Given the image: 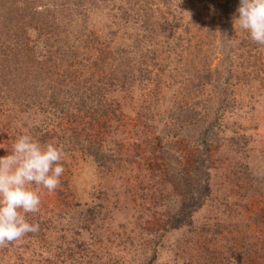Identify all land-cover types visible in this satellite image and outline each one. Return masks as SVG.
<instances>
[{
    "label": "rangeland",
    "instance_id": "rangeland-1",
    "mask_svg": "<svg viewBox=\"0 0 264 264\" xmlns=\"http://www.w3.org/2000/svg\"><path fill=\"white\" fill-rule=\"evenodd\" d=\"M222 3L103 0L89 7L88 26L114 44H132L137 25L151 31L160 25L153 32L156 48L192 37L177 48L211 52L214 68L218 44L209 50L203 38L185 30L213 28L205 39H218ZM240 34L244 31L234 32ZM260 49L254 55L262 79L235 85L217 142L207 150L196 139L164 131L181 87L199 69L176 66V55L160 67L158 84H149L154 94L138 84L110 94L118 118L103 130L0 94V156L23 134L41 145L63 146L65 153L59 187L51 193L38 188L40 211L26 214L39 231L0 247V264H264V46ZM186 98L195 102L197 96ZM96 137L107 145L101 164L87 151L96 150Z\"/></svg>",
    "mask_w": 264,
    "mask_h": 264
},
{
    "label": "trees",
    "instance_id": "trees-1",
    "mask_svg": "<svg viewBox=\"0 0 264 264\" xmlns=\"http://www.w3.org/2000/svg\"><path fill=\"white\" fill-rule=\"evenodd\" d=\"M102 1L0 0V94L26 108L59 112L70 120L86 121L91 130H103L109 120L118 118L119 109L109 99L110 94L136 84L150 91V83L162 77L160 67L163 70L176 55V66L199 69L181 87L171 126L164 131L184 140L196 139L199 147L207 150L217 142L235 85L262 79L263 67L254 55L262 46L252 42L246 32L234 36L239 31L234 20L239 16L240 0L222 3L218 39H205L213 28L186 27V34L203 38L209 50L218 44L219 58L214 68L215 56L211 52L187 54L177 48L187 46L192 37L185 40L181 36L168 46L161 42L156 48L153 32L160 30V25L153 31L137 25L132 44H114V40L97 34L88 26V13L89 7ZM168 81L172 79L163 83ZM191 93L197 96L195 102L186 98ZM97 140L98 137L93 145L96 150L87 147V151L101 164L102 146L107 145Z\"/></svg>",
    "mask_w": 264,
    "mask_h": 264
},
{
    "label": "clouds",
    "instance_id": "clouds-1",
    "mask_svg": "<svg viewBox=\"0 0 264 264\" xmlns=\"http://www.w3.org/2000/svg\"><path fill=\"white\" fill-rule=\"evenodd\" d=\"M237 11L234 25L264 46V0H240ZM64 155L63 146L41 145L23 134L9 154L0 156V247L39 231V224L30 223L26 214L40 211L38 188L51 193L59 187Z\"/></svg>",
    "mask_w": 264,
    "mask_h": 264
}]
</instances>
